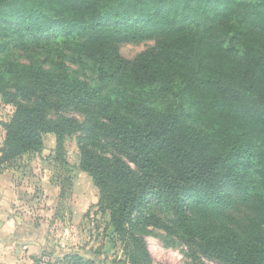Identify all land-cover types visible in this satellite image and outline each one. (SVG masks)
<instances>
[{
    "label": "trees",
    "instance_id": "obj_1",
    "mask_svg": "<svg viewBox=\"0 0 264 264\" xmlns=\"http://www.w3.org/2000/svg\"><path fill=\"white\" fill-rule=\"evenodd\" d=\"M142 41L153 48L131 61L119 55L121 44ZM11 45L45 51L49 66L9 59ZM86 61L95 86L66 67ZM0 78L56 98V113L87 112L82 123L54 122L45 102L16 104L3 125L4 160L40 148L48 133L59 158L79 127L80 168L115 233L143 231L142 212L155 206L208 259L264 264V0H0ZM98 133L136 170L96 152ZM222 182L258 215L246 235L208 220L230 202ZM130 264H151L139 236L130 237Z\"/></svg>",
    "mask_w": 264,
    "mask_h": 264
},
{
    "label": "rangeland",
    "instance_id": "obj_2",
    "mask_svg": "<svg viewBox=\"0 0 264 264\" xmlns=\"http://www.w3.org/2000/svg\"><path fill=\"white\" fill-rule=\"evenodd\" d=\"M153 46L154 41L124 43L119 46V55L131 61ZM45 53L35 46L22 50L13 45L5 47L9 59L17 58L26 64L39 63L46 68L50 61L44 63L48 56ZM89 65V61L83 64L68 62L66 67L95 86L98 84L97 70ZM55 100L52 96L40 94L27 83L0 78V212L14 218V225L21 234L37 236L39 254L30 257V264H64L67 255L79 256L85 264H130L132 236H139L144 241L151 264H220L201 255L196 245L189 243L173 225V216L164 210L158 212L155 206L151 208L152 214L142 212L146 218L142 223L143 231L129 230L124 236L115 233L109 210L99 205L98 188L80 168L77 138L83 132L79 127L65 137L63 154L59 158L56 157L55 137L48 133L40 148L13 160H4L7 149L3 143V125L10 121L16 104L36 107L45 102V115L50 121L58 122L61 117L74 118L80 123L86 121L87 112L82 108L69 107L56 113L48 107ZM98 142L96 152L116 156L136 170L125 149L113 145L114 142L101 133H98ZM220 188L229 192L230 202L208 220L220 221L239 235H246L249 224L258 218L257 213L241 201L234 188L225 182ZM167 225L169 230H166Z\"/></svg>",
    "mask_w": 264,
    "mask_h": 264
},
{
    "label": "crops",
    "instance_id": "obj_3",
    "mask_svg": "<svg viewBox=\"0 0 264 264\" xmlns=\"http://www.w3.org/2000/svg\"><path fill=\"white\" fill-rule=\"evenodd\" d=\"M0 219V264H30V257L39 254L37 236L24 232L21 234L17 230L18 226L14 225V218H8L1 212ZM28 238L32 240L28 242Z\"/></svg>",
    "mask_w": 264,
    "mask_h": 264
}]
</instances>
